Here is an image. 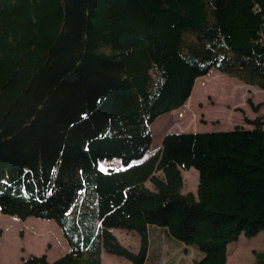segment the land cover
Here are the masks:
<instances>
[{"label":"trees","instance_id":"16d2710c","mask_svg":"<svg viewBox=\"0 0 264 264\" xmlns=\"http://www.w3.org/2000/svg\"><path fill=\"white\" fill-rule=\"evenodd\" d=\"M211 69L264 90V0H0V212L54 221L69 247L19 264H146L153 228L196 247L193 264H227L264 231L262 118L165 134L146 157L151 126Z\"/></svg>","mask_w":264,"mask_h":264},{"label":"rangeland","instance_id":"374dc122","mask_svg":"<svg viewBox=\"0 0 264 264\" xmlns=\"http://www.w3.org/2000/svg\"><path fill=\"white\" fill-rule=\"evenodd\" d=\"M197 80L199 82L192 101L186 102L179 110L161 116L156 132L152 131L154 140L146 157L161 148L165 134L229 131L238 125L249 129L252 126L245 119L254 120L260 117L264 120V90L259 87L247 85L216 69H211L206 76ZM256 107L258 112L254 110ZM152 127L153 125L151 129ZM161 128H165L164 131L160 132ZM99 168L106 172L122 169L123 166L119 159H114L101 161ZM182 176L183 193H196L198 171L194 168L182 170ZM0 231V264H19L23 257L30 254H47L50 259L55 260L69 252L62 232L54 221L38 218L22 221L1 214ZM113 234L124 246L134 252L138 251L140 238L137 233L115 229ZM173 242L171 248L174 252L181 243L176 239ZM229 248L227 264H255L254 253L264 251V231L252 238L242 234L238 243ZM102 254V264H130L122 257L105 252ZM189 254L192 257L193 251L190 250ZM168 259L164 253L160 264H169Z\"/></svg>","mask_w":264,"mask_h":264},{"label":"crops","instance_id":"0c3cea01","mask_svg":"<svg viewBox=\"0 0 264 264\" xmlns=\"http://www.w3.org/2000/svg\"><path fill=\"white\" fill-rule=\"evenodd\" d=\"M152 229V227L150 228ZM114 230H112L113 232ZM174 238L170 237L165 230L158 228H153L150 230V249L148 254V259L146 264H160L164 253L169 257V264H193L195 259H200L202 254L193 246H187L183 243L177 245V250L173 252L172 244L174 243ZM238 243V242H237ZM235 244H231L229 247H234ZM228 247V255L230 253V248ZM193 251L192 257L189 254L190 250ZM103 257V254H102ZM49 261L54 260L48 257ZM56 260V259H55Z\"/></svg>","mask_w":264,"mask_h":264},{"label":"bare ground","instance_id":"6f19581e","mask_svg":"<svg viewBox=\"0 0 264 264\" xmlns=\"http://www.w3.org/2000/svg\"><path fill=\"white\" fill-rule=\"evenodd\" d=\"M200 80V79H199ZM199 80H196L195 84H194V87H193V91H192V94H191V97L189 98V100L187 102H191L192 101V98L194 97V93H195V90H196V86L199 82ZM161 119L162 117L158 118L155 123L153 124V127H152V131L153 132H156V127L159 126L160 122H161ZM165 128H161L160 132L164 131ZM158 131V130H157ZM1 215V213H0Z\"/></svg>","mask_w":264,"mask_h":264}]
</instances>
